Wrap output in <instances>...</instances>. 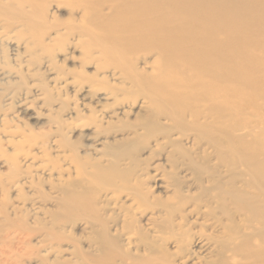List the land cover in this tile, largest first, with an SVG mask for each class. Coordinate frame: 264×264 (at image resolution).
I'll list each match as a JSON object with an SVG mask.
<instances>
[{"label":"bare ground","instance_id":"6f19581e","mask_svg":"<svg viewBox=\"0 0 264 264\" xmlns=\"http://www.w3.org/2000/svg\"><path fill=\"white\" fill-rule=\"evenodd\" d=\"M68 51L122 137L84 162L5 132L0 264H264V0H0V121L9 85L60 83Z\"/></svg>","mask_w":264,"mask_h":264},{"label":"rangeland","instance_id":"374dc122","mask_svg":"<svg viewBox=\"0 0 264 264\" xmlns=\"http://www.w3.org/2000/svg\"><path fill=\"white\" fill-rule=\"evenodd\" d=\"M57 14L60 18H65L67 8L64 7ZM66 53L59 54L57 58L59 64L67 72L60 83L55 84L52 79L53 75L44 72L23 80L17 79L15 83L9 85V89L16 91L15 97L5 107L7 120L0 121V139L7 151L11 152L12 150V146H8L6 143L5 135V132L10 130L16 134L14 140H21L23 145H26L28 141L49 143L52 140H57V142L64 143V139H68L77 148L78 154L82 156L84 162L87 161V157L99 158L103 151L116 146V141L122 137L117 133L118 127H107L105 122L106 119H109L106 117V113L115 108L105 99V94L111 89L98 88L90 92L77 91L73 87L75 83L71 78L76 77L75 81L83 80V77L80 78L76 74L80 66L79 53L71 51ZM15 54L16 52L11 49L6 50L8 61L12 64L17 60ZM84 70L88 75L95 73V69L91 66H86ZM65 81L70 82L66 83ZM117 87H121V85H116L113 89L115 93L118 92L120 96L126 93L124 88L118 89ZM134 91L136 92V90H131L132 93L129 94L140 95ZM127 111L126 114H119L118 118L130 121L140 114L137 106ZM102 121H104L103 126L98 128ZM110 121H115V118H110ZM121 124L119 122L116 125ZM49 152L52 157L55 156L53 151L49 150ZM33 154L39 158L42 156L37 151V147H34ZM150 154L151 152L144 151L141 155L147 163L149 173H153L158 167L157 165L167 168L163 157H151Z\"/></svg>","mask_w":264,"mask_h":264}]
</instances>
